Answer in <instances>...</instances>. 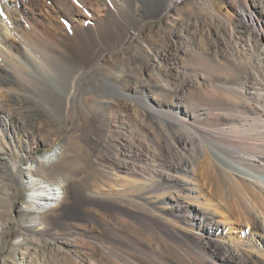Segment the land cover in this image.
<instances>
[{"label": "rangeland", "instance_id": "obj_1", "mask_svg": "<svg viewBox=\"0 0 264 264\" xmlns=\"http://www.w3.org/2000/svg\"><path fill=\"white\" fill-rule=\"evenodd\" d=\"M167 3L0 0L37 62L21 58L32 74L22 65L0 70V125L2 113H10L19 137L14 147L0 128V148L11 154L0 156V264H106L109 255L131 264H205L213 252L199 226L205 219L195 220L192 212L211 210L208 216L222 221L221 200L201 170L205 155L213 157L192 139L193 131L151 108L187 110L208 129L226 127L231 141L237 136L254 151L250 145L258 132L264 135V115L242 90L264 66V53L254 36L239 37L233 17L235 5L251 1ZM81 70L87 74L80 76ZM25 121L33 125L27 137ZM26 148L30 158L62 153L58 163L36 173L63 182L66 192L61 206L43 215L42 230L21 211L29 194L24 169L31 162L17 157ZM184 161L193 163L189 175L162 167ZM213 162L214 184L221 178L224 188L230 183L240 204L259 201L228 177L223 182L222 167ZM184 180L196 190L182 191ZM141 207L157 216L160 211L154 219L162 232L129 213H145ZM221 228L226 238L248 231L244 225Z\"/></svg>", "mask_w": 264, "mask_h": 264}, {"label": "bare ground", "instance_id": "obj_2", "mask_svg": "<svg viewBox=\"0 0 264 264\" xmlns=\"http://www.w3.org/2000/svg\"><path fill=\"white\" fill-rule=\"evenodd\" d=\"M180 1L181 0H168L167 7L173 8V6H175ZM204 1L209 2V0ZM248 1H251V3H248L246 6L238 3L233 7V17L235 19V23L239 26V37L244 39L254 36L258 48L264 53V0ZM0 39L4 41L7 40L8 43H10V45L7 47L3 46L0 41V70L7 72V69H5L7 64H14L22 65V67L24 66L29 71L31 68L29 63H23L21 58H28V60H30L27 62H32V64H34L35 57L33 48H31L30 44L19 35L1 7ZM14 40H20L22 46H17ZM23 47H25L24 50ZM259 61L261 63L263 62L264 64V57H260ZM77 64L83 65V63L78 61ZM29 73H31V71H29ZM86 74L87 71L82 70L79 73L80 76H84ZM251 79L253 81L252 85H248V90L245 89L242 91L247 95L246 99L248 98L254 102L253 110H259L264 115V66L261 65L258 73L253 75ZM48 91L52 94H55V96L60 95V92L55 87H49ZM72 95L73 94L71 93V96ZM67 100H70V96ZM151 112L161 119L164 118L165 121L172 125L178 126L179 128L181 127L186 131H193L192 139L196 142H199V144L202 145V149L208 150L212 157L222 167L220 170L221 172H218L221 174L223 173L221 176H225L223 182L225 178L228 177L229 180H231V184L241 185L258 197L257 200L259 199L258 202L254 200V203L251 202V205L246 206L245 204H240L241 202L238 201V198L234 194L230 183H226L227 186L224 188L223 184L221 185V178L219 181H217L218 184H214L213 182L216 177L213 178V175H215L213 172V158L211 159V156L208 154L205 155L203 166L201 164L203 169L201 170L204 172L203 176L205 177L206 182L208 184H212L213 191H215L221 200L219 209L222 216V221L217 223L214 221L213 217L211 218L208 216L211 210L208 209L209 212L206 213V209L201 213L200 209H192L195 220H199L201 214V219H205V223L201 222L199 226L202 232L207 236L211 248L214 249L213 252L206 258L205 264H264V135L261 132H258L257 139H255L253 144L250 145V148L254 149V151H251L238 143L241 142L239 141V137L235 136L237 138L234 137V140L231 141L232 139L230 138L232 137L228 135L229 132L227 129H225L226 127L222 130H219L220 128L215 130L212 127L211 128L213 130L208 129L207 126H204L205 124H200V119H197V117L193 114L191 115L187 110L180 111L178 109V111L176 110L175 112L167 113L163 109L154 110L151 108ZM2 114L1 120L3 124L0 125V128L2 129L3 135L8 136L11 145L15 147V139L17 140L19 137L18 132L14 129L12 116L7 112ZM23 123L24 132H22V135L27 137V135L33 131V125L30 124L31 122L28 123L25 121ZM4 142L5 140L0 134V144ZM9 155L11 154H9L5 149L0 148V156L2 158ZM61 156L62 153L57 149L52 153L42 156L41 158H30L31 152L26 148L21 151L17 157L20 161L25 159L31 162L30 167L24 169V175L26 176L25 185L29 191V194L27 196L25 205L21 208V211L24 214H32L33 222L37 225H40L39 229L41 230L44 227L42 222L43 215L48 213V211L61 206L63 200L66 197V192L65 184L63 182L55 181V183H49L41 179V176L36 173L42 166L51 167L55 163H58ZM191 164L193 163L188 161H184L182 164L175 165L173 163L170 164L168 162H164L162 167L165 170L171 169L177 173L189 175V173L191 174L193 172L192 169L187 170L188 166ZM17 168L18 166L14 165L13 171H16ZM228 178H226L227 181ZM189 186L190 183L184 180V183L180 186V188L185 192H194L196 190L194 188H190ZM115 198L117 197L115 196ZM115 201H117V199ZM118 202L120 205L119 200ZM131 209L132 208H130V210ZM141 210L145 213L133 210H131L129 213H132V217L140 220L142 224H145V226L151 225L155 226L158 231L161 230L160 222H156L157 220L155 221V219L159 216L160 211L158 210L159 214L157 216V214L152 209L143 207ZM221 223L234 226V228L235 226L243 227L244 225V227H248V231L246 233L244 232L239 238H226V234H224V231L221 228ZM164 233L166 232L164 231ZM107 258L106 264H131L128 259L119 256L109 255Z\"/></svg>", "mask_w": 264, "mask_h": 264}]
</instances>
